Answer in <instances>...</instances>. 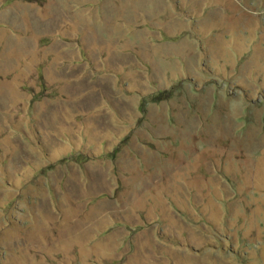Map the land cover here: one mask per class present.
Wrapping results in <instances>:
<instances>
[{
    "label": "rangeland",
    "instance_id": "374dc122",
    "mask_svg": "<svg viewBox=\"0 0 264 264\" xmlns=\"http://www.w3.org/2000/svg\"><path fill=\"white\" fill-rule=\"evenodd\" d=\"M0 264H264V0H0Z\"/></svg>",
    "mask_w": 264,
    "mask_h": 264
}]
</instances>
